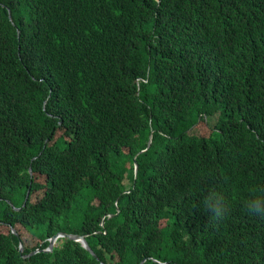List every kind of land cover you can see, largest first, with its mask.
<instances>
[{
	"label": "trees",
	"instance_id": "obj_1",
	"mask_svg": "<svg viewBox=\"0 0 264 264\" xmlns=\"http://www.w3.org/2000/svg\"><path fill=\"white\" fill-rule=\"evenodd\" d=\"M260 187L264 0H0V264H264Z\"/></svg>",
	"mask_w": 264,
	"mask_h": 264
},
{
	"label": "clouds",
	"instance_id": "obj_2",
	"mask_svg": "<svg viewBox=\"0 0 264 264\" xmlns=\"http://www.w3.org/2000/svg\"><path fill=\"white\" fill-rule=\"evenodd\" d=\"M256 192L259 194H253L247 199L244 207L249 214L264 218V187L258 188ZM200 207L210 214L208 219L214 224L222 222L228 212L225 197L215 190L206 191L200 201Z\"/></svg>",
	"mask_w": 264,
	"mask_h": 264
},
{
	"label": "water",
	"instance_id": "obj_3",
	"mask_svg": "<svg viewBox=\"0 0 264 264\" xmlns=\"http://www.w3.org/2000/svg\"><path fill=\"white\" fill-rule=\"evenodd\" d=\"M150 134H151V130H149L148 133H147L145 146L143 148H145L147 146V144H148V142L150 140ZM143 148H141L139 150H142ZM131 159H132V170L134 172L135 169H136V160H135L134 154L132 155ZM28 170H29V168H28ZM11 230L13 231L14 228L11 227ZM61 235H65V236H67L69 238L78 240L79 243L83 247H85L91 254L95 255L94 252L91 250V248L88 246L87 242L85 241L83 233H79V232H65V231H61V230H55L54 232L50 233L47 236V243H46L45 246L41 247V249H49L51 247V245L53 244V242L55 241V238L58 237V236H61ZM17 248H18V251L21 249L20 241H18V247ZM35 249L36 248L30 249L29 251H27L25 253H22V255H27L30 252L34 251ZM140 260H142V258Z\"/></svg>",
	"mask_w": 264,
	"mask_h": 264
},
{
	"label": "rangeland",
	"instance_id": "obj_4",
	"mask_svg": "<svg viewBox=\"0 0 264 264\" xmlns=\"http://www.w3.org/2000/svg\"><path fill=\"white\" fill-rule=\"evenodd\" d=\"M55 239H56V238H55ZM53 243H56V240H55Z\"/></svg>",
	"mask_w": 264,
	"mask_h": 264
}]
</instances>
